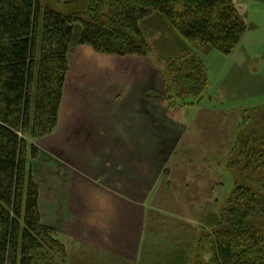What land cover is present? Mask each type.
Wrapping results in <instances>:
<instances>
[{"label":"rangeland","instance_id":"obj_1","mask_svg":"<svg viewBox=\"0 0 264 264\" xmlns=\"http://www.w3.org/2000/svg\"><path fill=\"white\" fill-rule=\"evenodd\" d=\"M234 4L247 30L230 55L185 43L164 18L142 24L152 47L146 59L98 52L117 58L99 75L103 91L112 98L129 90L144 91L145 86V92L158 93L155 102L147 100L157 115L144 116L147 122L159 121L157 145L140 148V163L130 130V119L138 123L139 115L128 114L126 122L113 123L112 106L104 107L102 101L108 102L103 98L74 105L83 85L64 89L61 125L59 116L54 132L26 136L40 152L29 166L40 189L42 222L56 230L66 250L65 257L54 255L51 264H212L211 240L205 237L212 234L237 185L264 193V167H254L259 154L247 157L254 162L248 174H242L241 165L234 170L229 166L237 144L233 146V128L241 126L245 115H252V125L257 124L253 115L264 108V2ZM76 8L56 6L72 13L84 4ZM77 46L71 47L69 62ZM188 48L202 59L210 78L207 91L193 106L172 101L167 93L170 62ZM129 96L127 108L134 97ZM73 111L84 123L68 130Z\"/></svg>","mask_w":264,"mask_h":264},{"label":"trees","instance_id":"obj_2","mask_svg":"<svg viewBox=\"0 0 264 264\" xmlns=\"http://www.w3.org/2000/svg\"><path fill=\"white\" fill-rule=\"evenodd\" d=\"M63 4L84 8L63 13L56 9ZM153 18L166 19L185 43L225 55L247 30L234 0H0V264H51L57 253L66 255L56 230L42 222L29 166L40 152L26 136L41 138L57 128L71 47L148 57L152 47L142 24ZM176 59L167 93L193 106L209 87L207 68L189 48ZM253 116L257 124L252 115L242 119L229 164L241 165L244 175L254 165L249 155L259 154L254 167H264V108ZM220 217L205 237L212 264H264V193L238 184Z\"/></svg>","mask_w":264,"mask_h":264},{"label":"crops","instance_id":"obj_3","mask_svg":"<svg viewBox=\"0 0 264 264\" xmlns=\"http://www.w3.org/2000/svg\"><path fill=\"white\" fill-rule=\"evenodd\" d=\"M60 1V0H59ZM260 2H264V0H257ZM73 53H75V58L72 59ZM72 53V56L70 58V65H69V73L67 76V80L65 83V91L67 88V85L70 84L71 89H75L76 86H78L80 88L81 85H83L84 90L82 92H79L77 94H75L74 96H76V100L74 102V105L76 103V101L80 102L81 100H94V99H105L107 100L108 103L102 101V104L104 105V107H106L107 104H110L112 107V110L109 112V118L111 121H113V123L115 121H117L118 123L121 121L122 123L126 122L127 118L126 115L128 114H135V115H139V119H138V123H134L133 120L130 119V122L132 124L133 127L130 128V130H132L131 135L133 136V147L135 148V152L138 151L140 152L139 154H137V159L139 161V163L141 162V149L142 147L145 146H156L157 145V141H158V130H159V121L157 120V118L149 119V123L145 120L144 116H148L150 118H153L152 115H157L156 114V110L155 108H152L151 106L148 105V101L149 104L152 102V100H154V102L157 100L158 98V93L154 92V93H147L145 92V87L144 91H140L137 90L136 91H131L129 90V92L124 95L122 94H117L116 97L112 98L110 95L107 94L106 91H103V87L101 86V81H100V76L102 73L104 72V68L105 66L109 67V63L111 61H114L115 63L117 59L116 57H113L114 60H110L111 58L109 56H105L102 54H99L98 52H96L93 47L89 46V45H79L74 49V52ZM108 57V58H107ZM119 59H133L134 61L136 59H146L143 57H137V56H127V57H123V58H119ZM142 61V60H140ZM146 61V60H144ZM144 63V62H143ZM87 72V73H86ZM109 73V71H108ZM142 82V81H141ZM86 86V87H85ZM89 88V92L86 91V89ZM94 89H97L96 91H94ZM124 93H126L124 91ZM134 96L133 98H131V105L130 107L127 108V101L126 99H129V95ZM157 94V95H156ZM64 99H66V95L64 92V96H63V101H62V105H61V112L63 114V107H64ZM112 100V102H110ZM136 100V101H135ZM148 100V101H147ZM196 106L194 107H187V108H180V109H176V111H186L187 109H195ZM130 109H134L137 110V112H129L127 110ZM203 111V110H202ZM171 113H174V109H172ZM143 115V118L142 116ZM80 116L76 115V112L73 111L72 112V116H71V120L68 121V125H70L71 122V126L68 127L71 129L73 127V125H76V123L79 124H83L84 121L82 118H79ZM61 119H62V115L60 116V125H61ZM65 122H67L66 120H64ZM62 121V124L63 122ZM181 125H184V123H182ZM240 125V123H239ZM239 125H237L236 128H233L234 131V145L236 144V140H235V136H237L238 134V128ZM118 127L116 126V129ZM119 128H121V126L119 125ZM79 130L82 131V133L84 134L85 130H83L81 127H79ZM81 131L77 132V135H81ZM189 131V130H188ZM182 138L183 140L185 139V135L182 134ZM170 141V140H169ZM181 142V140L179 141ZM179 144V143H178ZM231 156V155H230ZM136 159H134L133 163H135Z\"/></svg>","mask_w":264,"mask_h":264}]
</instances>
